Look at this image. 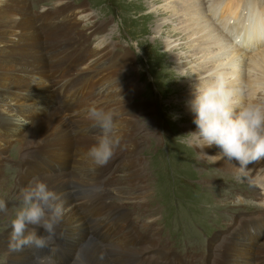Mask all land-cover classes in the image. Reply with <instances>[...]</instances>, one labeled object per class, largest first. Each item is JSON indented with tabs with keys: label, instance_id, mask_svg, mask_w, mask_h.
I'll use <instances>...</instances> for the list:
<instances>
[{
	"label": "bare ground",
	"instance_id": "bare-ground-1",
	"mask_svg": "<svg viewBox=\"0 0 264 264\" xmlns=\"http://www.w3.org/2000/svg\"><path fill=\"white\" fill-rule=\"evenodd\" d=\"M149 1L151 4L148 3V7H151V12H149L152 17L161 14L165 16L161 20H164L162 22L163 24H158V22L155 24V34H160V32L168 30V34L170 35V37L167 36L169 38L168 41L164 44L160 43L163 49L168 56L172 55V53L176 54L181 52L173 57L174 61L172 60L175 68L179 72L176 73L177 78L186 77V74H190L193 78L189 82V85H186V89L190 88L188 95L182 94L181 97L179 95L180 102L188 103L192 99L194 85L204 82L209 72L222 70L229 77L230 87L234 90L233 99L237 106H243L247 103H264V0H226V3H224L225 0ZM57 4L58 7L55 8V12L51 13L46 11L35 20L32 11H28L30 8L29 0H0V155H7L9 151L8 145L20 139L19 142L23 144L22 148L25 149V153H23L19 164H24L26 172L25 174L19 172V183L14 185L12 193L17 197L20 186H26L34 176H38L45 181L48 187L59 195L60 201L63 203V217L59 228H63L60 234L66 238L57 236V239L69 244L71 242L69 238H84L86 236L87 226L84 224V218L80 213L81 207L83 203H86L84 201H88L89 199L86 192L88 190H90V193L93 191L89 189V185L93 183L99 185V181L105 176L107 170L115 169V173H117L116 167L118 166H124L125 170H127V176L125 178L126 180L128 179V183L124 187L125 189L121 190L123 191V200L125 199L128 204H124L125 202H123L122 205L125 207L132 206V202L136 206L138 205L140 209L146 207L147 200L144 199L147 195L146 192H143L147 190L148 193V190H150L149 175L143 165L136 163L137 156L140 152L137 149L143 143L139 141V137L146 136L147 139L151 137L154 131L157 132V124L154 118L146 117L148 113L153 111L150 102L145 101L140 103V105H135L132 102L134 98L140 95L138 86H129L135 85L132 84L134 79L128 86L123 85L120 82L121 80L119 81L120 76L124 74V69L127 66L129 67L126 70L133 68L134 54L132 50L128 49L126 51L123 45L121 47L119 45L115 46V50L122 49L124 51L125 48L126 52L124 51L125 53H122L120 58L111 65H108V61L112 56V50L106 47L107 45L103 49L101 47L97 50L93 49L89 51L90 56L83 62L81 66L82 70L81 67L77 69V73L75 74L76 79L85 80L90 76H94L95 78L100 76V83L102 85L110 83L111 85H109L112 90H117L114 96L110 94V91L105 96L104 100L110 102H107V105L103 109L113 114L116 125L114 139L118 141L115 154H118H114L113 158L104 167H96L93 164L87 156V150L95 143V136L86 135L81 138L80 135H76L73 137L69 127V124L76 123L79 131L89 133L86 129H91L92 122L87 118V113L83 115L86 110H84L85 112L83 110L81 111L83 107L85 108L86 104H78L75 108L69 109L67 114L62 110L52 109V99H54L51 93L52 87H59L61 85L60 81H57L54 76H50L49 72H53L56 69H49L50 67L47 66L46 56L44 55V51L47 49L44 50V45L48 44H43V42L51 40L54 43H58L67 39L73 43L76 39L77 42L75 45L77 48L89 50L88 43L92 41L93 35L103 33L106 29V24H91L89 28H86L87 30H80L81 23L79 18L87 19L88 17V8L86 5L75 6L68 1L58 2ZM245 10H249L250 13H245ZM49 14H51L50 17H46ZM63 16H65V20L67 19L64 21L65 23L61 24L57 29H52L54 24ZM216 17L220 18L223 24V30L229 25L232 27L233 32L229 38L224 31L219 32L217 30ZM38 21L43 28L42 31L36 26ZM257 22L261 23L262 28L259 33L252 34V32H256L252 28ZM245 23L246 26L244 25ZM244 27H246V30H244ZM45 28H48L50 31ZM78 41H81V43L79 44ZM73 48L76 47L73 46ZM180 49L181 51H178ZM189 49L190 51L188 53L183 54V50ZM65 51L67 50L62 51L63 54ZM95 56L99 60L97 63V65H100L99 69H96L97 65H93ZM126 62L129 64L125 65ZM62 67L58 65V68ZM122 67L124 68L123 70ZM69 68L72 69L71 65ZM186 68L189 70L187 73L184 72ZM66 72L61 71L59 73L61 76L59 79L68 78L69 75ZM95 82L99 84L98 78ZM88 86L90 87V85ZM93 95L89 97L91 105L100 104L97 102L98 97H93ZM186 110L188 117L193 121L194 116L188 106ZM66 115H68V118H66ZM140 117H143L145 120L139 121L138 118ZM151 119L154 121V124L151 122ZM147 126L149 127L148 131L146 130L147 132L143 133V128ZM150 126L154 128L151 129ZM187 130L193 135L192 133L197 131L196 125L194 123L189 125ZM89 134L96 135L97 132H91ZM192 139L197 142V146L194 144L193 146H195L197 154L201 156V161L206 162L211 160L219 169L218 172L227 175L229 173L242 174L243 179H248V181L256 183L264 189V159L259 162H253L247 168L242 169L239 168L237 162L232 161L231 163L222 159L219 156L220 149L215 145L204 147L197 136L193 135ZM39 158L42 163L41 165L37 164V167L40 168V174L37 175L38 172L34 166V162ZM116 161L118 162L116 163ZM129 164H132L130 170ZM56 166L59 169H56ZM4 170H6L5 165L1 163L0 156V188L5 186L3 183ZM212 171L216 170L212 169ZM66 175L70 178L69 180L67 179V188L61 189L60 187L63 185L59 181ZM219 175L217 173H214V176L210 174L208 178L210 179ZM74 176H78L77 179L81 188L79 192L73 190L78 187L72 180ZM140 180L142 181L140 182ZM109 182L110 180L105 182V188ZM138 182L140 183L138 184ZM95 187L97 188V186ZM254 189L253 191L255 193L253 195L260 196L256 188ZM108 190L112 192L114 189L111 188ZM106 191L105 194H107ZM63 193L67 194L64 195ZM80 200L81 202H79ZM91 201L93 203L96 202V204L101 203V206H103L101 220L104 219L108 230L114 232L119 240L123 241V238L133 231L129 229L123 230L125 222L122 219H114L118 217V213H113L114 208L100 194ZM105 205L112 209L109 214L105 212ZM225 207L224 209H226ZM147 218L148 223L145 227L147 229L156 227L152 224V220L149 219L151 218V214H147ZM233 221L235 222L230 221L231 223L228 225L230 235L224 238L230 244L226 246L224 242H219V249L227 247L234 251L233 246L237 244L238 249L236 253L240 257L241 262L255 264L256 258L260 262L259 257L264 255V242L263 244L254 246L253 244H249L245 238L248 236L246 227L256 225L254 230H259V232L257 230L256 240L262 242L261 236L264 234L263 217H259L255 222L245 226L239 234L233 233L237 231L239 221L235 219ZM118 225L121 226L120 229ZM114 227L118 228V230L114 229ZM38 230H40V235L45 234L42 228ZM241 234L244 236L242 238L243 243H239L237 239V236H240L241 240ZM217 238L221 237L217 235ZM8 242L9 233L6 232L0 238V252L5 259L9 255L13 264H33L32 255L28 253L27 249L20 252H12L9 250ZM156 242L157 240L154 239L155 246L158 243ZM76 247L77 244L72 248L76 250ZM91 247H95V244L91 240H88L80 247V256L86 264H113V262L116 264H124L125 259L118 258L116 255L119 252L121 254L127 253L126 251L134 252L133 248L131 249L127 245L111 247L107 249V254H109L107 260L103 254L99 257L97 256L96 261L91 257L95 256L94 253H101V251L97 247V249L91 252ZM111 255L113 256V260H110ZM86 256L88 257L85 258ZM219 257L220 255L216 258L214 252H211V263L218 262Z\"/></svg>",
	"mask_w": 264,
	"mask_h": 264
},
{
	"label": "rangeland",
	"instance_id": "rangeland-1",
	"mask_svg": "<svg viewBox=\"0 0 264 264\" xmlns=\"http://www.w3.org/2000/svg\"><path fill=\"white\" fill-rule=\"evenodd\" d=\"M63 1L71 2L72 5L75 6L86 5V7L88 8L87 19L79 18L81 23L80 30L81 29L87 30L86 28H89L91 24H96V23H99L101 25L106 24V29L103 33L99 35L98 34L93 35L91 43H88L90 47L89 50H81L80 48H77V46L75 45L77 42L76 39L73 43L67 39H64L63 42H58V43L56 42L54 43V41L51 40L43 42V44H48V45H44V50L46 49L48 50V51L47 50L44 51V55L46 56L45 58H46L47 66L50 67L49 69L51 68L56 69L53 72L52 71L49 72L50 76L51 77L54 76V78H56L57 81H60V85H61L59 87H52L53 92L51 91V93L54 98L52 99L53 101L52 109L54 110L57 109L59 111L62 110L67 114V111L69 109L75 108L78 104H82V105L86 104L85 108L83 107L81 109V111L83 110V112H85L84 110H86V108L91 105V101L89 97L93 94H94L93 97H98L97 102L100 103V104H94L95 106L104 108V106L107 105V102L108 103L110 102L108 100H104L105 96H107V94L110 92L112 96H114L117 93V90L114 89L112 90L110 83H109L110 85L109 84L102 85L100 83V78H99L100 76H97L96 78L94 76H90L85 80H80L78 78L76 79L75 76V74L77 73V69H79L82 66L83 62L86 61L90 56L89 51H92L93 49L97 50L101 47H102L101 49H103L107 45L106 47H109L112 50V56L108 61L109 63L108 65H111L113 64V62L117 61V59L120 58V55L122 53H125L127 49L132 50L134 54L133 68L131 70H126V68H128L129 66H127L125 69L122 67V70L124 69V74L120 76L119 81L121 80L120 82L123 85L128 86L129 83H131V81L134 79V81H132V84L135 85H129V86L130 87L138 86L140 95L137 98H134L132 102L135 105L136 104L140 105V103H143L145 101L150 102L152 104L151 107L153 111H151V113H148L146 117L154 118L157 124V128H156L157 132L154 131L151 137H149L148 139L146 138V136L139 137V141L143 143H141L140 145L141 148L138 147L137 149L140 152L137 156L136 163L143 165L149 175L150 190H148V193L147 190L143 192V193L146 192L147 195V197L145 196L144 199L147 200L146 207L144 209H140L138 205L137 207L132 202H131L132 206L129 205L125 207L124 205H122L123 202H125L124 204H128V202H126L125 199L123 200L122 197L123 191L121 190V189H125L124 187L128 183V179L126 180L125 178L127 176L126 173L127 170H125V167L118 166L116 167L117 173H115V169H110V171L107 170L105 176H103V178L99 181V185H95V183H93L94 185L93 184L89 185V189H92L93 191H91V193L90 190L86 192L87 197L89 198L88 201H84L86 202L85 203L86 210L91 212L94 211L95 208H97L101 212L97 218L101 220L103 206L96 207L94 205L95 203L91 201L97 198V196L100 194L104 200L106 199L108 200V203H110L111 207L115 205L116 208L120 209L119 213H123L125 215V212L127 211L123 209L128 208L130 213L133 212V214H137V212L144 214L146 216L147 214L149 215L151 214V218L149 219L152 220V224L156 227L158 224V226L160 227L161 226L160 222L162 220L164 222L167 220L165 217L166 207L164 208V204H165L164 199L167 200V197H165L166 189H164V183L162 184L160 183V181H163L165 179L170 180V178L173 177V183H174L178 179V175H179L181 177L180 178L181 182L184 185H186V187L183 190L189 191L191 194L194 195L195 197L194 199L197 201V208L206 209V213H205L206 216L204 220L207 221V228L209 229V232L214 233L215 231V234L213 236L215 238H217V234L228 231V225L231 222H233V219L231 217H233L234 215L239 216V214L242 213L239 211H232L229 209L230 208L229 205L231 204L234 205V201H236L239 198V195L245 196L246 194L250 196L249 193H247V191L252 192L253 189L256 188V191L258 192V194H260V196L257 197L254 195L255 207L251 210V212L247 215V217L256 216L259 213L264 212V189L261 186L251 181H248V179H243L242 178L243 176H241L242 174L239 173L236 174L229 173L227 175L218 172L219 169L216 167V164H214L211 160L206 161L207 163L201 161V156L198 155L197 152L195 151V146H193V144L196 145L197 142L196 140L193 141L192 139L193 135H191L190 134L191 132H188L187 130V127L193 124V121L188 117L186 113L187 112L186 107L188 106V103L180 102L179 100V95L180 97L182 96V94L188 95L190 88L186 89V85L187 84L189 85V82H191L193 78L190 74H186V77L180 79L177 78L176 73L179 72L178 69L175 68L174 66L173 57L181 52L176 54L172 53V55L168 56L165 50L163 49V46L161 45L162 43L164 44L166 41H168L169 39L168 37H170V35L168 34V30H164L163 32H160V34H155L156 33L155 24H157V22L158 24H163L162 22L164 20L163 21L161 20L165 16L161 14L152 17L150 13L151 7H148V3L151 4L149 0H111L113 2L108 0H29L30 8L28 11L29 12L32 11L33 17L35 18V20H37L40 17V15L45 13L46 11H49L51 13L55 12V8L58 7L57 3ZM114 2L115 5H113V8L109 10L107 5L108 4L112 5ZM34 11H37L36 13L38 14H35ZM116 14H118L119 17L121 18V22H118L119 20L115 22L112 19L111 16H115ZM50 15L51 14L47 15L46 17H50ZM66 20H65V16H63L60 21H57L54 24L52 29L59 28L61 24L65 23L64 21ZM71 22H75V21H71ZM36 26L40 29V31L43 30L39 21L37 22ZM48 30L47 32L50 31ZM160 35L162 36L158 37ZM78 42L79 44L81 43V41ZM117 45H119L120 47L123 45V47L126 48V51L125 48H124L125 52L122 49L115 50L114 47ZM73 46L76 48H73ZM64 50L67 51H65L63 54L62 51ZM178 51H181V49ZM189 51L190 49L185 51L183 50V54H186ZM98 62L99 60L95 56L93 59V65H97ZM128 64L129 63L126 62L125 65ZM58 65H61L63 67L58 68ZM70 65L72 69L69 68ZM99 66L100 65H97L96 69H99L100 68ZM60 70L67 71L68 73L67 72L66 73L69 75L68 78L59 79L61 77L59 75V73L61 72ZM188 71H189L188 68L184 70L185 73H187ZM80 74L84 76L82 73ZM97 78L99 80V84H96L95 82ZM75 82L76 84H74ZM88 85H90V87ZM103 102H105L106 104L105 103L103 104ZM83 115H86V112ZM66 118H68V115H66ZM138 120L144 121L145 119L143 117H140L138 118ZM151 122L154 124V121L152 119ZM69 127L71 129V133L73 137H75L80 133L76 123L69 124ZM154 127L150 126L151 129ZM148 128H149L148 126L144 127L143 133L147 132ZM86 130L89 133L98 132V129H94L92 127L91 129L88 128ZM89 133H88L89 136H96V135H91ZM19 140L20 139H18L17 141H13L12 142L13 144L10 143L8 145L9 151L7 155L6 154H4V156L0 155L3 158V161L1 163L5 165V169H6L4 170L5 175L3 177L4 179L3 183L5 184V186L0 188V199L6 200L9 203L10 208L16 200V196H14L12 190L14 189V185L16 183H19V179H18L19 172L24 174L26 172V168H24L25 167L24 164L23 163H20L21 165L19 164L23 153H25V149L22 148L23 144L19 142ZM117 154L118 153H116L115 155ZM120 156H116V157H120ZM117 162L118 161H116V163ZM41 163L42 161L40 158L36 162H34V166L38 172L37 175L40 174L39 173L40 168L37 167V164L41 165ZM129 167L130 170L132 164H129ZM56 169H59V167L56 166ZM212 169L216 171H212ZM214 173H217L218 175L222 174L223 176L219 175L209 179L208 175L212 174L214 176ZM77 178L78 176H74L72 178L74 184L78 185V187L74 188L73 190L79 192L81 188ZM67 179L69 180L70 178H68L66 175L61 179V181H59V183L62 182L63 185L62 187H60L61 189L67 188L66 187V184L68 183ZM109 180H110L109 184H106V188H107L106 191L104 184ZM141 181L142 180H140V182ZM140 182H138V184ZM95 186H97V188ZM21 188L22 187L20 186L19 190ZM111 188L114 189L112 192L108 190ZM197 189L201 191H205L208 195H203L202 192L196 191ZM105 191L107 194H105ZM239 191H246V192H239ZM254 193L255 192L253 191V194ZM63 194L65 195L67 193H63ZM79 202H81V200ZM223 205L226 206L225 207L226 209L222 207ZM212 206L216 207L215 211L212 209ZM81 208L82 209L80 213L81 216L83 217L84 207ZM111 210H112L111 208L105 205V212L107 214H109ZM113 213H115V208L113 210ZM182 216L187 217L188 214L185 215L183 213ZM155 218L158 219L154 221ZM114 219H119V218L116 217ZM7 222H8L7 217L4 218L2 217V215H0V238L1 236H3V234L9 231V229L6 227ZM185 225H187V223L185 224L183 220H180L178 225L176 224L173 225V229L176 231L178 228L183 227ZM60 226H61V222L57 228V236H60L61 238H66L65 236L60 234L63 231V228H59ZM189 229H190L189 226L185 227L184 231H182V234H180V236L183 237V240L185 242L199 241L194 239L193 235H187ZM39 231L40 230H38V234H40ZM136 233L133 236L134 239L132 238L133 242H130L131 249L133 248L134 252L132 251L129 252L124 250L127 253L121 254V252H119L118 255L116 254L115 255L118 256V258L125 259L124 264H153L145 260L146 254L150 253L154 256H157L156 258L159 261H161V263L167 264L161 258H159L157 254L154 253V248L156 249L160 242L157 241L158 243L156 242L157 243L156 246L154 245V242L151 241L152 239H154L153 236H150L151 231L147 229L143 231V234L137 231ZM99 236L100 233L96 232L94 236L90 237L95 240V242H93L92 240L91 241L95 244L96 247V248L91 247L92 248L91 252H93L98 247L102 254L94 253L95 256L91 258L96 260L97 256L99 257L100 255L104 254L103 256L107 260L109 254H107V251L103 249L102 243H100L101 241L98 239ZM262 236H261V240L262 242H264L263 240L264 234ZM88 237L89 234L86 233V236L84 237L85 239L84 238L81 239L88 240L89 239ZM161 238L162 236L159 235L158 240L161 241ZM69 239H71L69 245L75 247L76 243L79 241L80 238L73 237ZM237 239L240 243L244 242L242 238L240 240V236L239 237L237 236ZM245 239L247 241L250 240L248 236ZM143 240L145 241L149 240V242L153 244L152 245L141 244ZM248 242L249 244L251 245L253 244L254 246L259 245L261 243L256 239L254 243H251L250 241ZM122 245L123 243L121 244L118 240H115V244L113 245V247H120ZM202 245L203 243L198 246L189 245L188 249L193 251V253L200 254L201 252L206 250V248L202 247ZM225 245L227 246V243ZM224 249L227 250L229 254L237 255V253L229 251L227 247H225ZM87 257L88 256H86L85 258ZM6 258L7 259H4L0 252V264H13L9 258V255H7ZM110 260H113L112 255L110 257ZM113 264L116 263L113 262ZM212 264H218V263L212 262Z\"/></svg>",
	"mask_w": 264,
	"mask_h": 264
},
{
	"label": "clouds",
	"instance_id": "clouds-1",
	"mask_svg": "<svg viewBox=\"0 0 264 264\" xmlns=\"http://www.w3.org/2000/svg\"><path fill=\"white\" fill-rule=\"evenodd\" d=\"M233 97L229 77L222 70H214L208 73L204 82L194 85L188 108L197 128L192 134L204 147L215 145L220 149L222 159L235 161L243 169L264 159V103L237 106ZM86 113L91 127L98 129L87 156L96 167H104L113 158L118 145L114 139V117L94 104L86 108ZM0 215L7 217L10 251L27 249L33 254L34 264H55L58 248L53 245L63 217V203L45 181L38 176L30 179L20 189L11 208L6 200L0 199ZM40 228L45 234H38ZM44 249H48L49 254L40 255ZM71 264H86L79 251L74 254Z\"/></svg>",
	"mask_w": 264,
	"mask_h": 264
}]
</instances>
